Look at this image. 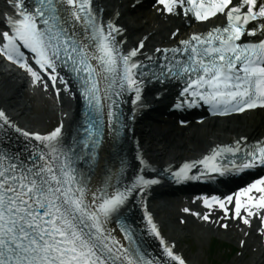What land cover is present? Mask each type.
<instances>
[{
    "label": "snow or ice",
    "instance_id": "1",
    "mask_svg": "<svg viewBox=\"0 0 264 264\" xmlns=\"http://www.w3.org/2000/svg\"><path fill=\"white\" fill-rule=\"evenodd\" d=\"M32 3L31 8L26 6V0L15 5L17 16L8 17L9 30L0 34L3 40L0 55L26 68L32 83L39 77L25 63L24 48L34 54L35 63L45 72L51 69L55 73L61 65L69 67L82 81V95L88 105L87 127L83 129L78 155L75 146L66 150L55 146L62 125L45 135L27 132L0 111V130L4 126L15 128L24 137L47 142L45 147L49 149L48 153L34 150L27 158L22 152L0 151V264H159L157 259L132 246L134 234L130 227L120 226L124 239L129 241L127 246L107 228L112 215L118 213L134 191L156 181L137 176L130 187L121 190L109 184V190L101 187L98 195L97 191L89 193L90 178L86 179L75 167L78 160L99 163L104 135L112 133L118 120L115 97L134 91L133 104L140 100L143 81L138 77L144 73L132 60L137 49L127 55L119 50L114 33L121 30L111 22L105 26L99 20L92 0H32ZM155 3L161 6L157 12L191 14L197 21L217 13L225 17L223 24L208 32L193 33L180 40L179 46L163 50L165 54L171 52L172 58L169 60L165 55L161 76L182 81L185 86L181 96L187 98L189 106L203 101L211 110L222 108L225 112L264 106V0H155ZM51 79L55 83L57 76L51 75ZM101 80L106 83L103 93ZM105 98L110 101L106 122L101 119ZM235 145L212 149L210 155L183 164L173 176L177 180L198 179L189 176L197 164L205 172L223 175L227 169L220 161L224 153L235 155L240 151L239 142ZM244 149L239 162L230 161L233 168L244 171L264 167V140L245 144ZM140 163L147 166L142 157ZM118 174H123L122 168ZM253 190L259 195H252ZM241 197L246 199L242 202ZM232 199L224 197L227 201ZM212 201L227 216L229 210L224 202L217 197H212ZM204 203L211 206L208 200ZM241 209L247 217L253 215V210H264V176L235 193L232 216L239 215L247 224L249 220L240 214ZM145 216L151 232L159 237L146 209ZM202 218L208 219L207 215ZM260 223L264 229V219ZM160 243L171 261L185 264L162 238Z\"/></svg>",
    "mask_w": 264,
    "mask_h": 264
},
{
    "label": "bare ground",
    "instance_id": "2",
    "mask_svg": "<svg viewBox=\"0 0 264 264\" xmlns=\"http://www.w3.org/2000/svg\"><path fill=\"white\" fill-rule=\"evenodd\" d=\"M134 1L96 0L98 6L103 8L104 14L111 18L115 17L116 23L122 26V38L126 40L128 46L135 47L137 41L144 37V49H152L155 45L168 43L177 36H183L181 31L187 22L186 19L174 15H162L156 11L158 6H149V0H142L139 4ZM6 4L5 0H0V10L6 7ZM210 24H215V21L195 25L205 29ZM175 27L179 28L176 37L172 35ZM19 77L15 69L8 68L0 62V108L7 113L13 124L24 130L37 127L31 132H39L50 122L56 121L61 123L62 132H67L75 120L78 104L75 95L70 93L71 90L59 84V94L56 97L50 84L42 83L43 79H38L34 83L33 90L27 91L21 87L24 81H18ZM156 87L154 85L145 88L141 94L143 100L150 99V93L157 89ZM155 111L159 112L158 109ZM139 113L133 115L134 118L130 123L132 138L136 141L129 142L125 139L120 143L103 148L92 177L89 193L96 191L102 162L105 158H116L118 154L120 157L123 155L127 159L125 177L128 178L136 169H139L135 158L137 151L152 166L161 167L167 162L178 163L195 158L215 143L229 142L233 138L240 137L252 140L264 135V108H255L226 117H207L199 121L189 120L183 124H178L171 118L160 123L162 117L157 116V113L152 115L149 112L146 118L141 117ZM0 131L3 136L0 140L5 144L11 142V144L18 145L20 142L29 143V146H34V149L41 148L38 143L29 142L8 126H4ZM15 149L19 150V148ZM18 152L23 153V151ZM154 190L155 188H150L149 191L141 194V198L131 204V211L134 223L142 229L151 252L157 257L163 259L155 239L147 236L140 219L145 209L157 218L155 220L159 222L161 228L163 227L168 232L167 239L173 243L178 242L183 233L193 235L197 243L203 238H209L212 234L225 236L235 242L238 247V252L225 264H264V234L259 230L258 223L257 226L255 225L254 220L248 226H243L239 220H230L228 226L222 229L216 226V219L223 216L211 204L210 207L202 204L192 194H157ZM205 215L208 217L207 220L202 218ZM162 231L164 233V230ZM115 238L121 242L119 237ZM201 254L202 250L199 247L196 255ZM164 261L170 264L169 261Z\"/></svg>",
    "mask_w": 264,
    "mask_h": 264
},
{
    "label": "rangeland",
    "instance_id": "3",
    "mask_svg": "<svg viewBox=\"0 0 264 264\" xmlns=\"http://www.w3.org/2000/svg\"><path fill=\"white\" fill-rule=\"evenodd\" d=\"M17 79L18 81H21L22 78L20 76ZM21 87L24 88L22 85ZM55 124H57L56 121L50 122L42 129V131H47ZM29 129L34 130L37 129V127L32 129L30 127ZM162 230H164V235L167 237L168 232H166L163 227ZM181 235L182 238H180L175 244L172 243L173 246L176 250L181 251L188 261L196 264H225L238 252L236 243L232 242L225 236L212 234L209 238H203L197 243L196 238L193 235L191 236L189 233H183ZM199 247L200 250H202L203 255L201 254L197 256L196 251Z\"/></svg>",
    "mask_w": 264,
    "mask_h": 264
}]
</instances>
